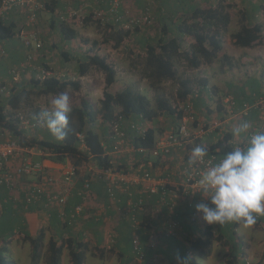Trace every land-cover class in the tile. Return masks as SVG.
<instances>
[{"label": "crops", "instance_id": "1", "mask_svg": "<svg viewBox=\"0 0 264 264\" xmlns=\"http://www.w3.org/2000/svg\"><path fill=\"white\" fill-rule=\"evenodd\" d=\"M111 1L99 0L97 2L99 6L96 9L106 10ZM120 2L119 13L125 16L138 15L148 6V0H120ZM37 3L42 6V9L38 12L41 15L38 18L40 19L42 30L46 22L42 14L44 11L52 13L53 17L50 19V26L55 30L56 27L60 28L57 24L62 23L59 15L66 13L70 8L79 9L85 4L91 5L85 3V0H37ZM154 4L155 10L161 8L160 14L156 16L157 21H155L154 26V29L157 30L159 28L160 31L152 35L147 30H143L142 32L134 33L133 36L131 31H125L123 35L129 33L128 36L123 37V42L118 48H112L113 51L111 53L113 55L114 53L116 55L119 54L122 46L126 45L124 40L126 42H138L139 45L137 47H142V43H152L158 38L166 40V38L177 37L176 28L193 9L198 7L214 8L221 5L225 7L231 17L227 29L222 34L221 49L218 51L216 59L212 63L203 62L198 68H195L196 71L202 74L200 88L195 91V94L194 92L190 93L194 94V96L187 98V101L189 100L190 102L194 99V107H196L197 113L199 112V116L194 112L193 121L188 123L190 132L198 135L195 143L187 145L184 149H174L167 158L163 157L155 160L148 155L141 156L137 153H128L126 151L124 153H111L113 145L108 139L107 131L103 129L100 132V138L106 154L112 158L114 165H122V167L125 166L132 171H134L133 168L142 166L140 172L147 171L153 176L165 177L172 172H176L168 163L174 157L181 158L186 155L190 157L191 149L197 146L194 144L203 145L208 149L210 146L215 145L222 136L230 134V144L234 148L237 146L244 147L247 143V135L252 130L264 131L261 129V117L264 116V110L252 109L247 116L242 117L240 115V109L244 104L254 105V103L259 102L264 109V44L254 48H242L235 45L233 39V35L240 31L241 26L251 27L255 24H261L260 35L264 39V0H177V6H173L171 1L155 0ZM25 18L26 13L20 7H14L3 17L6 22L14 23L15 35L9 40L0 42V47L3 51L0 54V87H5L4 93H8H0L2 96L10 95L11 93L9 92H13L12 89H28V87H24L27 83L20 81L19 78L12 79L10 75V69L19 67L25 59L26 49L23 47L22 39L17 35L19 26ZM75 21L67 20L64 23H66L65 25L68 28L76 30L75 26L78 23ZM108 27L111 31L113 28V31L117 32L113 24L111 25L110 23ZM229 31L231 32L228 35ZM39 33L42 32L39 31ZM105 39H107L106 34H98L88 42L86 37L67 40L60 36L57 39H50L49 45L56 44L55 46L52 45L51 48H53V53L56 51L60 53L64 61L61 67L69 69L75 67V74L78 76V63L84 61L87 56L92 54L107 56L100 45ZM108 39L109 43L114 46L117 38L111 39L109 37ZM179 40L181 51H186L193 42V39L187 36H181ZM15 41L20 42V46L14 44ZM89 42L91 45H89ZM94 42H98V44L94 45ZM75 50H77V53L72 54L73 52L71 51ZM135 52H137L136 49ZM113 55L107 56V58L113 60ZM82 78L79 77V80ZM242 82L243 84H241ZM250 83H254L255 86H249ZM228 99H231L234 103L232 108ZM187 103L189 104V102ZM210 103L213 104L214 109ZM244 121L249 122L251 125L249 133L247 135L234 136L233 130ZM46 132L43 133L44 135L37 134L39 139L43 136V138L51 136L48 131ZM127 132L129 133L128 130ZM9 137L0 128V142L7 140ZM158 137L160 136L158 135L156 140ZM31 159L41 163L46 170L45 172L54 177L57 180V187H60L62 166L67 165L68 162L55 164L38 156L31 157ZM92 168L94 167L90 162L80 168V174L82 175L81 177L79 175L76 187L64 207V216H58L59 212L57 209H44L41 204L24 208L20 205L12 206L10 203H4V211L0 213V244L4 237L6 238L10 235L9 233L12 229L22 228L31 238H35L39 230L42 229L45 239L42 248L43 252L38 264H46L47 243L51 238H67L70 236L79 240L86 239L85 241H88L87 243L90 247L99 246L101 248L105 247V249L112 247L114 251L107 254L104 259L105 262L112 263L117 255L120 257L117 264H133L136 260L133 259L131 253L132 231L128 223V201L130 199L135 202L140 198L155 209L157 200L160 197V190L156 194L149 195L141 187H132L129 190L131 193L130 197L124 191H117V199L113 202L106 195L103 183L91 179V202L85 206L81 217L72 221L70 211L75 205L80 203L77 195L78 190L81 187L82 180L88 178V173ZM23 180L25 182V191L21 192V197H24L30 185L37 182L35 178ZM173 180L177 184H181L182 181L181 176L178 174L173 175ZM53 186L51 187V192L58 193V190L54 189ZM179 194L181 196H179L176 208H174V219L177 223L172 234H168L169 222L166 208L162 207V210L156 214L153 211L151 215L149 229L144 232L142 240L147 261L153 264H169V259H176L177 254L182 257L188 256L186 251L189 249L190 242L196 238H201L204 231H208L212 235V242L211 254L204 260L206 264H226L227 260L233 256H237V264H246V262L249 264H264V216L258 217L257 223L250 228H245L237 223H226L223 226L208 225L203 221L200 214L195 222H191L189 217L193 210L196 209V204L203 202V199L208 198V196L202 190L200 194L192 197L182 194L181 191H179ZM7 197L6 190L0 188V200L7 201ZM168 199L169 197L167 196L166 201ZM16 236L10 238L6 252V254H9L11 249L13 250L12 257H14V261L12 264H20L17 258L22 251L23 253L30 251L28 257H31L32 249L30 243ZM153 243L156 250L149 249V246ZM126 250L130 255L128 258H125L124 255ZM63 256L68 257L66 262L71 264L66 249L62 252L61 261ZM27 264H31V259Z\"/></svg>", "mask_w": 264, "mask_h": 264}, {"label": "trees", "instance_id": "2", "mask_svg": "<svg viewBox=\"0 0 264 264\" xmlns=\"http://www.w3.org/2000/svg\"><path fill=\"white\" fill-rule=\"evenodd\" d=\"M1 2L2 0H0V6ZM154 7L155 4L150 6L151 15H154ZM230 20V15L225 7L221 5L214 8L198 7L193 9L176 28L178 33L177 37L166 38V40L158 38L152 41V43L144 44V48L141 49L142 52L139 53L143 65L142 74L149 80L157 83H161L164 80L176 81L179 86L176 92L177 101L185 103L191 93V81L188 78H179L176 62L183 61L193 68H198L203 62L212 63L216 59L218 51L221 49V37L227 29ZM85 21H88V19ZM154 26L155 22L146 27L147 32L150 28H155ZM261 30V24H255L251 27L241 26L240 31L233 35L234 44L242 48H254L263 45L264 39L260 35ZM113 33L117 35L114 48H118L122 44L125 35L120 34L118 31H113ZM60 34L67 40L78 37L77 31L68 28L66 25L60 26ZM14 35V23L6 22L5 19L0 18V42L9 40ZM180 35L193 39V42L188 46L186 51H181ZM103 42L107 43L109 41L105 39ZM97 44V42H94V45ZM92 67L104 74L105 88L101 106L98 110H95L88 101L83 100L80 107L72 109L69 113V126L65 140L58 141L52 135L49 138L39 139V137L30 134L31 129H24L21 126L20 119L16 114L18 111H21L22 97L26 96L27 92H29L23 88L12 89L13 92H10L11 94L7 96L0 95V128L12 139H15L22 147H39L47 151L49 156L45 159L52 163L58 164L66 161L81 168L84 164L90 162L94 167L109 169L114 168L115 165L112 158L106 154L102 140L97 134L96 124L98 122L106 130L107 124L119 116L124 117L125 120L134 119L136 118L135 116H141L149 122L164 114L175 116L176 120H180L183 117V110L177 104L170 103L167 100L158 98L155 106L151 107L150 101L145 95L129 87H125L116 92L111 91L110 88L116 82V71L110 64L107 56L100 54L87 56L84 61L78 63V75L81 77L85 76ZM33 81L36 92L39 96L44 97L57 96L65 93L70 88L73 90L80 89L78 82L63 80L57 77H50L41 82L37 80ZM79 136L82 137V140ZM130 137L132 138L134 147L149 149L154 146L156 131L149 128L144 139L129 135ZM230 141L231 135L225 134L215 145L210 146L207 150L211 153L218 151L217 155L223 156L225 152L234 148L230 144ZM115 168L124 173L130 172L128 168L125 166L122 167V165L116 166ZM46 202L45 198L42 197L40 201L33 205L41 204L44 209H52L45 207ZM12 206L14 205L12 204ZM141 208L142 211H138L136 215L139 225L136 230L131 227L130 230L132 231V239L134 237L138 238L140 250L144 254V259L141 264H153L147 261L142 240L144 232L149 229L154 207H151L143 200ZM2 211H4V207ZM58 216L60 215L58 214ZM9 234L8 237H4V240L0 244V264H9L6 257L7 246L10 238L16 236V234L23 241L30 243L32 249L31 264H38L40 262L45 239V234L42 229L39 230L35 238L28 236L22 228L12 229ZM85 240H79L71 236L67 238H51L47 243L46 264H61V256L64 249L68 252L71 264H85L87 255L104 261L107 254L114 251L112 247L109 249L99 246L90 247L87 243L88 241ZM211 242L212 235L208 231H204L201 238H196L190 242L186 254L192 257V264H201L199 262L200 260L204 261L210 256ZM149 249L155 248L149 246ZM131 253L133 259H135L132 251V240ZM169 264H176V259H169ZM226 264H237V256L229 258Z\"/></svg>", "mask_w": 264, "mask_h": 264}, {"label": "built area", "instance_id": "3", "mask_svg": "<svg viewBox=\"0 0 264 264\" xmlns=\"http://www.w3.org/2000/svg\"><path fill=\"white\" fill-rule=\"evenodd\" d=\"M154 2L155 0H148V6L143 12H140L135 16H125L120 14V0H112L106 10L95 8L91 11L86 10L84 13H79L69 9L66 13L59 15V19L61 22H65L71 19L80 21L90 17L102 26H107L110 23H113L118 29L124 31L145 29L154 22V17L151 15L150 11V6L154 5ZM14 7L23 8V11L26 13V18L17 31V35L22 39L23 47L27 51L25 61L21 63L18 68L10 70V75L13 79H16L20 74L26 73L29 70L31 63L35 58V53L43 48V42L34 30L37 22H39L38 12L42 9V6L37 3V0H2L0 6V18L7 15ZM2 53L3 51L0 47V54ZM37 71L39 72L38 78L41 80L52 76V73L49 70L42 67L37 68ZM4 92L5 87H0V93ZM228 102L232 108L234 103L231 99H228ZM252 109H259L260 111L264 110L259 102L254 103V105L244 104L240 109V115L245 117ZM182 110L185 116L181 118L175 129L158 137L157 140L154 141V146L150 149L134 147L132 138H129V135L140 139L145 138L147 129L144 127L145 120L141 116H135L136 118L130 120H125L122 116L116 117L111 123L107 124L106 129L108 139H110L113 145L111 153H124V151L141 155L148 153V155L154 159H160L170 156L174 149H184L187 145L195 143L198 135L190 132L188 129V123L193 121V111L191 107ZM43 111H45V109H41V112ZM16 116L20 119V124L24 129L33 130L44 125L40 116L34 120L27 119L25 114L21 111H18ZM261 129L264 130V116L261 117ZM127 130L129 131V134L127 133ZM255 132L256 129L252 130L249 135ZM79 138L82 140V137L79 136ZM217 153L218 151L213 153L208 151L205 160L195 165L188 164V155L181 158L174 157L171 162L168 161L170 162L168 164H170L176 172H172L165 177H156L147 171L140 172L142 166L133 168L134 171L128 168L130 170L129 173L118 171L115 167L109 169L92 168L89 171L90 176L82 180L81 187L77 193L80 203L72 208L70 218L74 221L81 217L85 206L91 202V179H94L103 183L106 195L113 202L117 199V191H124V193L130 197L131 193L129 190L132 187H141L149 195L156 194L160 190V197L157 200L154 212L155 214L160 212L162 207L167 209L169 222L168 234H172L177 223L174 219V208H176L178 198L181 196L179 191H181L182 194L191 197L200 194L202 190L200 187V180L203 172L222 157L218 156ZM34 156L46 158L49 154L47 151L39 147H22L11 137L0 142V188L5 189L8 195L7 201L0 200V212L6 202L12 203L14 206L20 205L24 208H28L34 203L40 201L43 197L47 201L45 207L57 209L60 217L64 216V207L66 206L73 189L76 187L79 175L80 177L82 175L80 174L81 169L69 162L67 165H63L60 187H57V180L45 172L46 170L41 163L32 161L31 157ZM174 174L181 176V184L174 183ZM27 178H35L37 182L30 185L27 188V193L24 197H21V192L25 191V182H23V179ZM52 186L54 189L56 188L58 190V193L51 192ZM167 196L169 197L168 201H166ZM142 203L143 199L139 198L136 203L129 199L127 204L129 209L128 221L130 227L134 230H136L139 225L136 215L138 211H142ZM198 216L199 214L195 209L191 213L189 220L195 222ZM17 236L19 237V235ZM151 247H154V243L151 244ZM132 251L135 255V260L142 263L144 254L140 250V243L137 237L132 239ZM246 264L249 263L246 262Z\"/></svg>", "mask_w": 264, "mask_h": 264}, {"label": "rangeland", "instance_id": "4", "mask_svg": "<svg viewBox=\"0 0 264 264\" xmlns=\"http://www.w3.org/2000/svg\"><path fill=\"white\" fill-rule=\"evenodd\" d=\"M99 0H85V3H89L91 5L85 4V6H82L79 9H74V8H70L73 11H77L79 13H84V11L88 10L91 11L95 8H98L99 4L97 3ZM167 1H171L173 6H177V0H167ZM145 2V1H144ZM160 9L158 8L155 10L154 12V22L157 21L156 16H158L160 14ZM48 10V9H47ZM43 18L46 19V22L44 24V28L42 30L41 27V23L37 22L36 27H35V32L38 34L39 38L41 40H43L44 47L35 54V59L33 60V62L31 63V67L30 69H32V73L30 72H26L24 74H22L19 77L20 81H24V83H27V85H25L24 87H28V91L27 95L22 97L21 99V112L25 114V117L27 119H36L38 118V116L40 115L39 113H41V109H45V111H52V101L54 100V98L56 96H49V97H44V96H39V94L36 92L35 90V86H34V79H36V73H34V70L36 72L37 68L39 67H45L46 69L48 68L49 70H51L54 73V76L59 77L60 79L63 80H68V81H75L78 82L80 85V89L79 90H73L72 88L66 90V93L69 96V101H70V108L71 110L74 108H78L81 106V102L83 100L88 101L93 109L98 110L101 106V100L103 99V91L105 88V82H104V74L95 69V68H91L88 73L85 76H82L83 78L81 80H79V77L81 76H77V74H75L76 69L74 68H64L61 67V64L64 63L60 53L58 51H56L55 53H53V46H55L56 44H52L49 45V40L50 39H57L63 37L60 34V28L58 29L56 27L55 30H53V28L50 26V19L53 17L51 12H47L44 11L43 13ZM167 14V13H166ZM38 17H41V15L38 13ZM166 16V15H165ZM182 16V15H181ZM86 19H88V21H85ZM38 20L40 21V19L38 18ZM75 19H71L68 21H73ZM172 20V19H171ZM57 21V20H56ZM67 22V21H65ZM60 23V22H59ZM78 23L75 27H76V31L78 33V37L80 39L86 37L87 42L91 41V39H94L95 36H97L98 34H106L107 40L109 41V37L111 39L116 38L117 35H114L116 33H113L108 26H102L100 23L94 21L93 19H91L90 17H87L83 20H77ZM66 23L62 22L60 24H57V26H61V25H65ZM75 25V24H74ZM41 28V29H40ZM115 30H117L120 34L123 35L124 30H118L115 27ZM143 30H147L145 29H133L131 32V35L133 36L134 33H139L142 32ZM42 32V33H39ZM160 31L159 28L156 30L154 28H150L148 30L149 34L154 35L155 32ZM231 31L228 32V35L230 34ZM129 34V33H128ZM128 34H126L124 37H127ZM18 38V37H17ZM50 38V39H49ZM102 38V37H101ZM110 42V41H109ZM109 42L105 43V42H101V49H103L105 55L110 56L113 55L111 53V51H113V45L110 44ZM116 42V41H115ZM114 42V43H115ZM126 45H123L122 48L119 51V54H115L114 53V59L109 60L110 64L113 66V68L116 71V82L115 84L110 88L111 91L116 92L119 91L125 87H129L132 90H135L143 95H145L148 100L150 101L151 107L155 106L156 100L158 98L167 100L170 103H174L177 104L179 108L184 109V108H188L191 107L193 114L195 112V114L197 116H199V112L197 113V109L196 107H194V99L189 102L188 106H187V102H178L177 101V89H178V83L176 81H171V80H164L161 83H157L155 81H151L148 78H146L142 73H143V65H142V60H141V56L139 53L142 52V48H144V43L142 47H137L139 44L138 42L136 43L135 41H125ZM98 43V42H97ZM14 44L20 46V42L15 41ZM89 45H91V43L89 42ZM134 51H133V50ZM135 49L137 50V52H135ZM48 50V51H47ZM73 52L72 54H76L77 50L75 51H71ZM138 55V56H137ZM59 61V62H58ZM176 67L178 70V76L179 78H188L191 81L190 84V90L191 92H194V94L196 93L195 91H198L200 88V82H201V76L202 74L198 71L195 70V68L190 67L187 65V63L183 62V61H179L176 62ZM34 69V70H33ZM30 74V75H29ZM34 76V78H33ZM235 82V81H234ZM23 84V83H22ZM243 84V82L241 83ZM249 86H255L254 83H250ZM25 89V88H23ZM25 90V91H27ZM194 94H190V96H194ZM214 109V106L212 103H210ZM187 106V107H186ZM42 107V108H41ZM243 117V116H242ZM179 120L175 119V116H169L167 114H164L163 116H160L158 118H155L154 120H152L151 122H146L144 127L148 128V127H152V129H154L156 131V137L159 136H163L166 133L171 132L172 130L175 129L176 125L178 124ZM101 123H97L96 127H97V133L99 134V136H101L100 132L103 130L104 126H100ZM95 126V125H94ZM148 126V127H147ZM208 127V126H206ZM203 129V128H202ZM205 129V128H204ZM46 131L47 128L43 125L42 127H40L39 129H33L30 131V134H32L33 136H36L37 134L39 135H44L43 133H47ZM37 137H39L37 135ZM42 137V136H41ZM44 137V136H43ZM42 137V138H43ZM129 223V221H128ZM130 224V223H129ZM29 251V250H28ZM13 250L11 249V252L9 254H6L7 260L9 261V264H12L14 261V257H12V253ZM29 252L23 253L20 252L19 256H18V261L20 262V264H27L28 261L31 259V257H28ZM109 254V253H108ZM124 255L125 258L130 257L129 252L126 250L124 251ZM115 260L112 263H108L105 261H102L98 258H94L90 255H87L85 264H117L118 260L120 259V257H118L117 255L115 256ZM66 260H68V257L66 258V256H63V260L61 262H63V264H67ZM201 264H206V262L200 260L199 261ZM133 264H141L137 261H134ZM220 264H224V263H220Z\"/></svg>", "mask_w": 264, "mask_h": 264}, {"label": "clouds", "instance_id": "5", "mask_svg": "<svg viewBox=\"0 0 264 264\" xmlns=\"http://www.w3.org/2000/svg\"><path fill=\"white\" fill-rule=\"evenodd\" d=\"M14 68L18 67L11 69ZM49 71L52 73L50 77H57L51 70ZM28 72L32 73L30 68ZM34 73H36L34 80L39 82L45 80L38 78L39 72L34 70ZM52 108V111L41 112L40 119L55 139L63 141L66 139L69 113L71 112L68 94L65 92L57 95L52 101ZM146 122L149 121L145 120ZM250 127L249 122L244 121L233 130V135H247ZM149 128L152 127L146 129ZM145 155L148 153L141 156ZM207 155V148L197 145L191 149L188 164L195 165L203 162ZM88 175L90 176V173ZM200 187L208 198L196 204V212L201 215L205 223L218 226L237 223L245 228L255 225L258 217L264 216V131H256L247 135V143L244 147L237 146L225 152L216 163L203 172ZM176 261L177 264H192V257H182L177 254Z\"/></svg>", "mask_w": 264, "mask_h": 264}]
</instances>
